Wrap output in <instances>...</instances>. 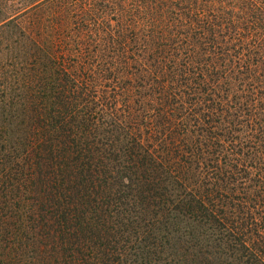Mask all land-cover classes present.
Returning <instances> with one entry per match:
<instances>
[{
	"label": "trees",
	"instance_id": "16d2710c",
	"mask_svg": "<svg viewBox=\"0 0 264 264\" xmlns=\"http://www.w3.org/2000/svg\"><path fill=\"white\" fill-rule=\"evenodd\" d=\"M62 1L0 2V264H264V0Z\"/></svg>",
	"mask_w": 264,
	"mask_h": 264
},
{
	"label": "rangeland",
	"instance_id": "374dc122",
	"mask_svg": "<svg viewBox=\"0 0 264 264\" xmlns=\"http://www.w3.org/2000/svg\"><path fill=\"white\" fill-rule=\"evenodd\" d=\"M29 0H0V2H2V4H7V5H17V4H24L26 2H28ZM103 0H63L62 3L60 4V7L56 8V11H61V10H65L64 8L61 7V5L63 3H71L72 4V8L74 10H76L77 13V19H79L81 16L84 15V17H82V19H87V18H100V16L105 17L106 14V18L110 16V10L112 7H107L104 5V3L102 4ZM50 6V5H49ZM82 8H84V12H81ZM53 10V8H51V11ZM55 10V9H54ZM53 10V11H54ZM83 14V15H82ZM109 19V18H108ZM73 47V45H72ZM249 184H253V182H248ZM262 247V246H260Z\"/></svg>",
	"mask_w": 264,
	"mask_h": 264
}]
</instances>
